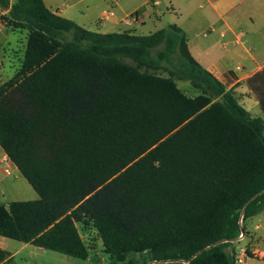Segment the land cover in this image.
Segmentation results:
<instances>
[{"label": "trees", "instance_id": "16d2710c", "mask_svg": "<svg viewBox=\"0 0 264 264\" xmlns=\"http://www.w3.org/2000/svg\"><path fill=\"white\" fill-rule=\"evenodd\" d=\"M0 10L27 32L0 85V146L39 197L0 205V236L86 260L92 226L110 264H235L228 247L264 209V68L246 83L254 116L176 25L102 34L44 0Z\"/></svg>", "mask_w": 264, "mask_h": 264}, {"label": "crops", "instance_id": "0c3cea01", "mask_svg": "<svg viewBox=\"0 0 264 264\" xmlns=\"http://www.w3.org/2000/svg\"><path fill=\"white\" fill-rule=\"evenodd\" d=\"M44 2L57 15L102 34L130 31L149 35L169 25L178 26L186 35L192 57L227 89H233L238 97L242 94L244 100L239 102L247 110L257 109L256 115L260 112L258 102L246 83L264 68V0H121L118 5H113L110 0ZM112 9L114 17L103 20L105 12ZM139 9H142L141 19L128 22V17ZM5 14L0 10V85L10 80L21 67L27 44V32L9 30L1 20ZM18 34L24 36L20 49ZM5 158L8 157L0 146V167ZM9 162L16 179L22 178L16 166ZM7 186L0 180V205L10 203L5 193ZM17 188L12 186L13 196L17 195ZM26 190L29 200L39 198L34 189L26 187ZM245 230V239L233 243L229 250L235 246H261L264 209L245 222ZM0 249L9 253L13 261L20 251L9 252L2 239ZM245 264H264V260L251 258Z\"/></svg>", "mask_w": 264, "mask_h": 264}, {"label": "rangeland", "instance_id": "374dc122", "mask_svg": "<svg viewBox=\"0 0 264 264\" xmlns=\"http://www.w3.org/2000/svg\"><path fill=\"white\" fill-rule=\"evenodd\" d=\"M15 32V31H14ZM17 32H24L25 31H17ZM14 35V34H13ZM17 44L18 48H22V44H24V36H21L18 34L17 37ZM8 51V50H7ZM9 53V52H7ZM163 76L167 77L168 75L166 73H162ZM4 80H7L6 77ZM175 82L179 89L184 92L187 96L189 97H196L200 94V92L196 89H194L189 82L187 81H180L176 80ZM238 93H236L237 95ZM241 96L238 97L239 100H244L243 95L240 94ZM256 110H253L251 108V111H249L252 115L254 116H261V112H258L256 115ZM0 180L5 184L8 185L7 188L5 189V193L7 195L8 201H14L16 199L22 200V201H28L30 196L27 193L26 187L33 190L31 188L30 184L27 182L26 179L19 178V180L16 179V177L13 176H7L4 173L3 166L0 167ZM15 185L17 186V195L13 196L11 193L12 186ZM34 191V190H33ZM79 230L82 235L83 240L85 241L86 245L89 248V258L86 260H81L77 258H72L65 256L63 254L50 251V250H45L42 248H38L32 245H27L25 246L24 243L4 238L0 236V239L4 241V246L7 248V250L11 253L18 252L16 253L14 257V261L11 259L8 261L6 264H110V258L108 254L104 252V247L102 244L101 239L98 237V234L96 230L92 227L89 226L87 229H82V227L79 225ZM24 247V248H23ZM237 247V246H235ZM135 259L141 263L144 260L148 259L147 254H142V255H136Z\"/></svg>", "mask_w": 264, "mask_h": 264}, {"label": "built area", "instance_id": "2783aa9c", "mask_svg": "<svg viewBox=\"0 0 264 264\" xmlns=\"http://www.w3.org/2000/svg\"><path fill=\"white\" fill-rule=\"evenodd\" d=\"M110 1L112 2L113 5H118L121 0H110ZM141 16H142V9H139L128 17V22L131 23L132 21H138L141 19ZM112 17H114L113 9L105 12L103 16V20H109ZM9 160H10L9 158H5L2 160L4 173L7 176H13V175L15 176V172L12 169ZM243 239H245V235L240 234L239 239L235 242H241ZM229 252L235 264H245L251 258L264 260V240L262 241L261 246H254V247L239 246L230 249Z\"/></svg>", "mask_w": 264, "mask_h": 264}, {"label": "water", "instance_id": "95a60500", "mask_svg": "<svg viewBox=\"0 0 264 264\" xmlns=\"http://www.w3.org/2000/svg\"><path fill=\"white\" fill-rule=\"evenodd\" d=\"M256 197H257V195H255L254 197H252V198L250 199V201H252V200H253L254 198H256ZM250 201H249V202H250ZM247 204H248V203H247ZM247 204H246V205H247Z\"/></svg>", "mask_w": 264, "mask_h": 264}]
</instances>
